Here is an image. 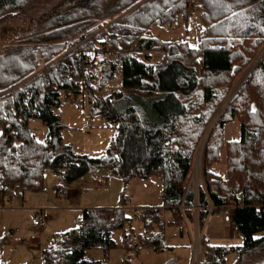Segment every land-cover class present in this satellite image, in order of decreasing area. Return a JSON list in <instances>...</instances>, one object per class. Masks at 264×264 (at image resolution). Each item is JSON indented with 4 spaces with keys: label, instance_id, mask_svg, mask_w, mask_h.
Listing matches in <instances>:
<instances>
[{
    "label": "trees",
    "instance_id": "16d2710c",
    "mask_svg": "<svg viewBox=\"0 0 264 264\" xmlns=\"http://www.w3.org/2000/svg\"><path fill=\"white\" fill-rule=\"evenodd\" d=\"M191 2L0 0V36H12L0 54V193L41 191L45 168L61 173L66 183L102 167L124 183L156 176L162 206L177 224L183 223L180 206L191 223L198 207L201 231L209 205L240 204L233 223L241 245H211L202 234L198 264H224L231 252L232 264H264V0ZM40 4L43 9L31 15ZM189 9L200 12L203 24L196 46L151 33V25L187 20ZM17 20L23 23L12 24ZM77 45L83 59L70 52ZM156 53L159 59L152 60ZM251 64L246 82L229 99L236 76ZM117 78L115 94L99 98ZM62 91L85 95L89 112L115 126L104 156L75 153L63 142L65 125L54 111ZM32 119L46 127L45 142L35 138ZM232 120L240 123V138L224 142V125ZM203 140L195 198L189 181ZM223 147L225 177L211 170ZM141 212L147 232L141 247L162 251L159 209ZM125 219L121 209H83L78 227L54 234L41 263L101 264L87 251L115 248L112 231Z\"/></svg>",
    "mask_w": 264,
    "mask_h": 264
},
{
    "label": "rangeland",
    "instance_id": "374dc122",
    "mask_svg": "<svg viewBox=\"0 0 264 264\" xmlns=\"http://www.w3.org/2000/svg\"><path fill=\"white\" fill-rule=\"evenodd\" d=\"M43 6L40 4L35 7L31 15L38 13L43 9ZM108 6L105 3L102 5L105 8ZM116 19H109V22ZM21 23H23L21 20H17L12 24ZM202 26L200 12L194 10L188 14L187 20L179 17L175 23L151 25L150 31L155 37L163 41L175 43L186 39L190 45L196 46ZM11 39V33L0 36V54L4 52L5 46L10 43ZM159 57L160 54L156 53L152 54L151 59L157 60ZM252 68L253 64L236 76L229 99L244 85ZM92 71L95 72V69ZM119 85L120 79L117 78L111 82L109 88L117 90ZM55 111L66 126L63 129L64 140L71 144L69 146L72 150L90 155V157H102L106 154L110 139L116 134V128L88 112L85 95L70 98L66 96L65 91H62L60 104ZM89 118L91 122H88ZM29 127L38 141H46V127L39 120H30ZM239 138L240 123L237 120L227 122L223 128V141H234ZM204 144L205 141L203 140L196 150L189 181L195 198L198 187L202 185L201 159ZM211 170L222 177L226 176L227 165L224 147L219 151V160L212 164ZM58 185L65 186L70 193L72 192L68 198L60 199L57 196L56 187ZM161 188L162 182L156 176L147 179L132 178L124 183L108 167L99 168L96 172L85 174L70 183L63 180L61 173L45 168L41 191L14 190L9 194L0 193V205L2 204L1 207L6 210L1 213L3 215L0 220V259H4L5 264H42V250L51 245L54 234L63 233L80 225L82 209L106 208L121 209L124 217L130 219V224L124 223L122 228L112 231L111 237L116 243L115 248L105 253L101 248L93 247L87 251L88 259L98 261L101 264H124V235L129 234L130 229H133L135 236L129 240V245L132 247L129 249L132 257L131 264H173L174 262L192 264L195 256V239L196 243H199L200 250L202 231H199L197 224L194 228L190 226V230L184 223L169 224L173 213L162 206ZM123 191H129L132 194V199L127 204H123L121 198ZM9 199H12L11 203ZM49 207L51 208L49 209ZM145 207L159 209L161 214L164 249L160 252H155L148 247L134 248L138 233L146 232L144 222L137 218L136 208L143 209ZM37 208H44L49 215L43 230H38L32 224L34 210ZM194 221L197 222L196 211ZM154 230H157L156 226H154ZM36 234H39L38 240H33L32 238L35 239L34 235ZM211 243L237 246L241 245L242 237L239 235V238ZM15 244L18 246H13ZM170 246H174V248L170 249ZM199 250L200 260L202 254ZM1 253H3V258ZM235 258L234 252L229 253L225 257L224 264H232Z\"/></svg>",
    "mask_w": 264,
    "mask_h": 264
},
{
    "label": "built area",
    "instance_id": "2783aa9c",
    "mask_svg": "<svg viewBox=\"0 0 264 264\" xmlns=\"http://www.w3.org/2000/svg\"><path fill=\"white\" fill-rule=\"evenodd\" d=\"M193 2H195V0H192L191 4ZM187 13L190 14L191 10L189 9ZM101 50H107V49L103 46V47H101ZM70 52H72L76 57H78L80 59L84 58V50L78 48V45L73 47V48H71ZM107 52L109 53V55H111L110 51L107 50ZM78 84L82 88H84V80H83V78L79 80ZM65 94H66L67 97H70V98H76L78 96L72 91H65ZM114 94H115L114 91H110V92H107V91L103 92L102 91L101 93L98 94V97L99 98H103V97H106V96H109V95H114ZM11 137H12V139H15V135H12ZM56 194H57V196L60 199H66V198H68L70 196L71 193L66 187L59 186V187L56 188ZM131 199H132L131 193H129L128 191H125L123 196H122L123 204H127ZM239 205H240L239 202H231V203H229L227 205H222V206H219V207L209 205V207H208L209 208L208 216L210 214H212L213 212H218V214L222 217L224 222H232L233 221V213H234L235 209ZM197 208L198 207L195 205L194 206L195 211H197ZM143 210L144 209H136L137 218H139V219L142 218V212L141 211H143ZM180 210H181V213H183V207L182 206H180ZM151 216H152L151 213H146L145 219L146 220H150ZM158 217H161L160 212H158ZM48 218H49L48 212L44 208H37L34 211L32 224L38 230H43L45 225H46V222H47ZM124 223L130 224V219L126 218ZM38 237H39L38 234H36L35 238L37 239ZM195 244H196L195 245V256H194V260L192 261V264H198V262H199V253H198L199 243L198 242L196 243V239H195ZM131 258H132L131 257V253H130L129 249L125 246L124 247V251H123L124 264H131Z\"/></svg>",
    "mask_w": 264,
    "mask_h": 264
},
{
    "label": "crops",
    "instance_id": "0c3cea01",
    "mask_svg": "<svg viewBox=\"0 0 264 264\" xmlns=\"http://www.w3.org/2000/svg\"><path fill=\"white\" fill-rule=\"evenodd\" d=\"M196 1V0H195ZM162 25H164V24H162ZM181 41H187L186 39H184V40H181ZM165 42H170V43H174V42H171V41H165ZM179 42V41H178ZM105 92L107 91V92H110V91H117V90H115V89H112V88H109V89H107V90H104ZM103 91V92H104ZM88 109V108H87ZM55 111V110H54ZM56 112V111H55ZM88 112H89V110H88ZM90 113V112H89ZM57 114V113H56ZM58 115V114H57ZM59 116V115H58ZM59 118H60V116H59ZM60 120H61V118H60ZM62 122V121H61ZM88 122H91V119L89 118L88 119ZM66 127V126H65ZM46 133H47V129H46ZM62 138H63V141H64V143L65 144H67V145H71L69 142H67V141H65L64 139V135H63V131H62ZM74 151V150H73ZM75 153H78V151H74ZM78 154H81V153H78ZM90 156V155H89ZM212 172L213 173H215L213 170H212ZM215 174H217V173H215ZM217 175H219V174H217ZM221 176V175H220ZM59 186H62V185H58L57 187H59ZM56 187V188H57ZM65 187V186H64ZM12 192V191H11ZM129 192V191H128ZM10 193V192H9ZM72 193V192H71ZM130 193V192H129ZM132 195V194H131ZM9 202L11 203L12 202V199H9ZM2 206V204L0 205V220H1V216L3 215V214H1V213H3L4 211H6L5 210V208L4 207H1ZM138 206H140V205H138ZM44 208H46V207H44ZM51 207H49V209H50ZM85 209H87V208H85ZM95 209H98V208H95ZM136 209H140V208H136ZM143 209H147V207H145V208H143ZM83 210V209H82ZM81 210V211H82ZM170 210V209H169ZM35 211V210H34ZM171 211V213H173L172 212V210H170ZM172 216V219H170V222H169V224H177L176 223V221H175V217H174V214H171ZM181 215H182V217H183V223L184 224H186L187 226H188V228H189V230H190V226H192V228H194L195 227V224H197V222H195V221H193V223H191V222H188L187 221V219H186V217H185V215H184V213H181ZM33 216H34V214H33ZM154 230V229H153ZM155 231H157V230H155ZM202 234H204V237H205V239L207 240V242L209 243V244H211V245H215V246H218L217 244H212L211 242H215V241H224V240H229V239H234V238H236V237H238L239 238V235L241 236V234H238L239 233V231L237 230V228L235 227V225H234V223H233V221L232 222H224L223 221V219H222V217L216 212V213H212V214H210L209 216H207V219H206V223H205V225H204V227L202 228ZM145 234H147V232H145V233H142V234H140V233H138V235H137V239H136V241H135V245H134V248L136 249V248H141V242H140V240L142 239V237L145 235ZM36 235H34V237H35ZM38 236H39V234H38ZM135 236V234H134V231H133V229H130V233L129 234H125L124 235V240H125V246L128 248V249H131L132 247L129 245V240H130V238L131 237H134ZM163 236V235H162ZM242 237V236H241ZM0 238H1V232H0ZM33 240H38V238L36 239H34V238H32ZM18 244H20V243H18ZM13 246H18L17 244H15V245H13ZM221 246H224V245H221ZM237 246H239V245H237ZM228 247H230V246H228ZM234 247H236V246H234ZM174 248V246H170V249H173ZM1 256H2V258H3V253H1ZM4 259H0V263L1 264H5V262L3 261ZM173 264H177V262H174Z\"/></svg>",
    "mask_w": 264,
    "mask_h": 264
},
{
    "label": "snow or ice",
    "instance_id": "6c2138e0",
    "mask_svg": "<svg viewBox=\"0 0 264 264\" xmlns=\"http://www.w3.org/2000/svg\"><path fill=\"white\" fill-rule=\"evenodd\" d=\"M254 110V109H253Z\"/></svg>",
    "mask_w": 264,
    "mask_h": 264
}]
</instances>
